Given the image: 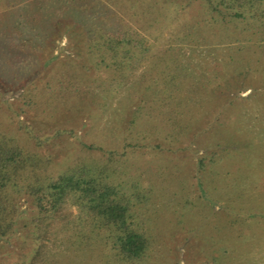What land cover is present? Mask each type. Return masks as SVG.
Instances as JSON below:
<instances>
[{
    "label": "rangeland",
    "instance_id": "rangeland-1",
    "mask_svg": "<svg viewBox=\"0 0 264 264\" xmlns=\"http://www.w3.org/2000/svg\"><path fill=\"white\" fill-rule=\"evenodd\" d=\"M209 15L204 0L1 1L0 130L46 174L117 165L115 151L149 197L152 245L117 256L75 208L37 227L21 193L0 264H264V25ZM122 28L151 43L144 56L90 47Z\"/></svg>",
    "mask_w": 264,
    "mask_h": 264
},
{
    "label": "trees",
    "instance_id": "trees-1",
    "mask_svg": "<svg viewBox=\"0 0 264 264\" xmlns=\"http://www.w3.org/2000/svg\"><path fill=\"white\" fill-rule=\"evenodd\" d=\"M204 1L209 20L230 22L255 18L257 25H264V0ZM89 39L91 48L110 50L115 57L121 49L130 57L128 53H132L134 47L140 48L144 56L151 47L147 40L134 39L130 31L123 28L105 35L100 31L98 38ZM127 146L137 145L126 143ZM87 147L103 149L95 144ZM104 152L108 160L118 162L117 165L79 163L56 175L46 174L37 150L0 130V238L17 230L16 195L24 193L31 196L38 211L34 219L37 227L68 217L66 209L75 208L78 224L92 227L91 231L105 240L117 256L128 260L147 256L152 240L142 227L138 207L149 197L140 193L138 183L129 181L126 185L125 180H120L123 174L120 159L115 151ZM125 155L123 151L119 156Z\"/></svg>",
    "mask_w": 264,
    "mask_h": 264
}]
</instances>
